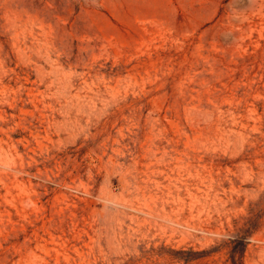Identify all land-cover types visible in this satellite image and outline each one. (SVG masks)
Returning a JSON list of instances; mask_svg holds the SVG:
<instances>
[{
    "label": "rangeland",
    "instance_id": "obj_1",
    "mask_svg": "<svg viewBox=\"0 0 264 264\" xmlns=\"http://www.w3.org/2000/svg\"><path fill=\"white\" fill-rule=\"evenodd\" d=\"M0 264H264V0H0Z\"/></svg>",
    "mask_w": 264,
    "mask_h": 264
}]
</instances>
